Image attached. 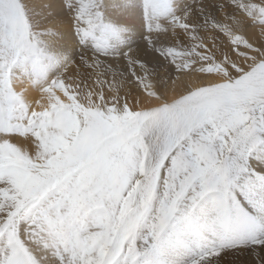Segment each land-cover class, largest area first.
<instances>
[{"label": "snow or ice", "instance_id": "6c2138e0", "mask_svg": "<svg viewBox=\"0 0 264 264\" xmlns=\"http://www.w3.org/2000/svg\"><path fill=\"white\" fill-rule=\"evenodd\" d=\"M0 264H264V0H0Z\"/></svg>", "mask_w": 264, "mask_h": 264}, {"label": "bare ground", "instance_id": "6f19581e", "mask_svg": "<svg viewBox=\"0 0 264 264\" xmlns=\"http://www.w3.org/2000/svg\"><path fill=\"white\" fill-rule=\"evenodd\" d=\"M183 3H185L186 5H192L194 3V0H183ZM141 20H142V8L138 5L137 6V13H136V21H137L138 29H139V24H140ZM257 34H258V30H257ZM139 40H140V37L137 34L135 36V41L139 42ZM79 51H80V49L77 48V56L75 57L76 60L79 59Z\"/></svg>", "mask_w": 264, "mask_h": 264}]
</instances>
